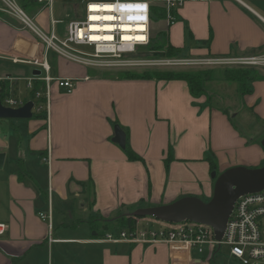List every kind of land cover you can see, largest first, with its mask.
<instances>
[{
	"label": "crops",
	"instance_id": "crops-1",
	"mask_svg": "<svg viewBox=\"0 0 264 264\" xmlns=\"http://www.w3.org/2000/svg\"><path fill=\"white\" fill-rule=\"evenodd\" d=\"M15 1L44 33L61 40L71 21L85 17L80 2ZM182 1L174 24H152V34L166 32L179 57L264 56V0ZM5 8L0 0V79L10 83L16 98L30 102L28 83L41 69L14 58L46 57L50 76L71 79L75 87L66 92L51 83L44 119H0V154L6 155L0 224L8 226L0 237V264H210L164 244L99 242L91 222L188 196L211 200L215 182L207 150H215L220 175L262 162L261 144H248L227 115L208 106L206 96L194 98L184 81L119 80L120 70L86 67L53 51L45 55L44 44ZM243 98L264 118V80ZM115 126L128 130L127 145L145 164L129 161L113 142ZM50 206L52 224L40 217Z\"/></svg>",
	"mask_w": 264,
	"mask_h": 264
},
{
	"label": "built area",
	"instance_id": "built-area-1",
	"mask_svg": "<svg viewBox=\"0 0 264 264\" xmlns=\"http://www.w3.org/2000/svg\"><path fill=\"white\" fill-rule=\"evenodd\" d=\"M40 3H54L59 0H38ZM80 2L85 6V17L71 21L68 25V36L61 40L55 34L47 35L34 20L16 3L15 0H3L5 11L16 16L23 25L32 31L44 44L45 52L53 51L86 67L101 70H124L134 67H189V66H251L264 67V56L258 57H161L151 52L152 43V6L162 4L166 8V22L171 26L176 22L178 9L182 0H63ZM110 7L111 10H105ZM96 16L100 19L93 20ZM114 17L105 20L104 17ZM53 23H60L55 21ZM109 28V29H107ZM110 37V40L107 38ZM144 40H138V38ZM129 38V39H128ZM86 47L90 51H82ZM149 48L150 53L142 56L140 50ZM14 63L38 66L44 74L30 79L28 88L34 89V82L42 81L45 86L36 94L37 100L45 98L46 110L51 98V83L71 92L75 85L71 79H53L51 67L45 58L41 60L13 59ZM7 81L0 79V100L5 107L18 109L26 103L16 98L11 86L7 97L2 98L3 86ZM35 103V102H34ZM35 103L34 109L40 111ZM41 219L52 224V207L40 215ZM164 223V222H162ZM155 227L144 219H137L136 227L122 231L109 232L99 242L130 245H167L173 251L195 252L200 262L215 261L223 248L230 251V256L241 264H255L264 260V191L241 197L235 204L229 219L226 232L221 241L215 238L214 230L194 222L164 223ZM8 226L0 224V237L4 236ZM52 235L50 242H53Z\"/></svg>",
	"mask_w": 264,
	"mask_h": 264
},
{
	"label": "water",
	"instance_id": "water-1",
	"mask_svg": "<svg viewBox=\"0 0 264 264\" xmlns=\"http://www.w3.org/2000/svg\"><path fill=\"white\" fill-rule=\"evenodd\" d=\"M40 76L41 72H34ZM35 103L27 102L23 107H5L0 100V119L30 120L34 117ZM113 142L123 150L127 146V136L120 126H115ZM264 148V139L261 142ZM6 155L0 154V170L5 164ZM215 179L214 194L205 202L198 197L188 196L171 204L138 209L130 216L135 218H154L164 223L194 222L211 227L218 241L223 239L229 219L236 202L243 196L264 191V166L249 169L243 166L230 168L220 175L212 174Z\"/></svg>",
	"mask_w": 264,
	"mask_h": 264
},
{
	"label": "trees",
	"instance_id": "trees-1",
	"mask_svg": "<svg viewBox=\"0 0 264 264\" xmlns=\"http://www.w3.org/2000/svg\"><path fill=\"white\" fill-rule=\"evenodd\" d=\"M166 8L162 4H157L152 6V24L153 22L166 21ZM177 21V15H176ZM164 39L161 43L155 42L156 36L152 35V43L150 50L153 53L160 54L163 57L171 58L180 56V50L173 47L169 40L167 39L166 32H161ZM210 70H198L185 71V70H143L137 72L135 70H120L115 78L119 80H154V81H184L187 83L190 93L194 98H201L207 96L206 83L207 76L210 75ZM222 79L225 82L237 84L239 93L241 96L249 95L253 92V84L257 81L264 80V73L261 68H229L222 73ZM3 92L1 97L5 98L10 93V83L5 81L3 84ZM45 83L42 81H36L34 83V89L31 91L30 101L37 104L38 107H43L40 111L34 113L33 119H44L46 118L47 111L44 108L46 106L45 98L37 100L36 94L43 90ZM29 102V100H28ZM27 103V102H26ZM118 125V123H116ZM127 138L129 137V132L127 129L122 128ZM261 144V142H260ZM264 149V148H263ZM124 153L129 161L131 162H141L145 164V160L140 157L131 147L127 145L124 149ZM173 161V155L170 152L169 156L165 160L166 168L169 169L170 163ZM205 161L210 164L211 175L218 174V163L217 161L206 154ZM216 180L214 179V182ZM89 183H93L92 180ZM92 225L95 231L99 232L100 237H104L107 232H118L125 229H133L136 227L137 219L132 216L121 215L114 220H93ZM211 261L210 264H213Z\"/></svg>",
	"mask_w": 264,
	"mask_h": 264
},
{
	"label": "rangeland",
	"instance_id": "rangeland-1",
	"mask_svg": "<svg viewBox=\"0 0 264 264\" xmlns=\"http://www.w3.org/2000/svg\"><path fill=\"white\" fill-rule=\"evenodd\" d=\"M157 39L155 42L161 43L164 39L163 35H156ZM82 51H90L85 47H78ZM140 52L145 55L150 53L149 48L140 50ZM161 56L160 54H156ZM163 57V56H161ZM173 58V57H171ZM229 68H238V69H250V68H261L264 73V67H251V66H189V67H134L128 70H135L141 72L143 70H185L196 72L198 70H210V75L206 78V91H207V100L206 103L214 110H218L223 114L227 115L230 118L231 125L239 136L244 139L248 144H260L264 139V118L254 111L253 109L245 105V100L243 96L240 95L237 84L225 82L222 79V73ZM126 70V69H124ZM22 94L21 98L26 97V92L24 91L25 84L21 82ZM17 122V121H13ZM207 155L213 157L216 161L219 162V158L213 149L207 150ZM217 162V163H218ZM264 166V160L257 165L252 166H243L249 169H258ZM203 201L208 202L210 199L203 198ZM142 209V208H139ZM135 212V211H134ZM144 220L153 223L155 227H160V225H165L161 221H158L154 218L146 217ZM68 222H71V219L67 218ZM56 229L62 228V226H56ZM255 264H264V260L259 262H254ZM213 264H241L239 261L233 259L230 256V251L227 248H223L221 254H219Z\"/></svg>",
	"mask_w": 264,
	"mask_h": 264
},
{
	"label": "snow or ice",
	"instance_id": "snow-or-ice-1",
	"mask_svg": "<svg viewBox=\"0 0 264 264\" xmlns=\"http://www.w3.org/2000/svg\"><path fill=\"white\" fill-rule=\"evenodd\" d=\"M92 19L95 21V20H98L100 18L99 17H96V16H93ZM103 19H105V20H112V19H114V17L107 16V17H104ZM108 38H110V37H108Z\"/></svg>",
	"mask_w": 264,
	"mask_h": 264
},
{
	"label": "bare ground",
	"instance_id": "bare-ground-1",
	"mask_svg": "<svg viewBox=\"0 0 264 264\" xmlns=\"http://www.w3.org/2000/svg\"><path fill=\"white\" fill-rule=\"evenodd\" d=\"M105 10L108 11V10H111V8H110V7H106ZM107 29H109V28H107ZM128 39H129V38H128ZM107 40H110V38H107ZM138 40L141 41V40H144V38L139 37Z\"/></svg>",
	"mask_w": 264,
	"mask_h": 264
}]
</instances>
